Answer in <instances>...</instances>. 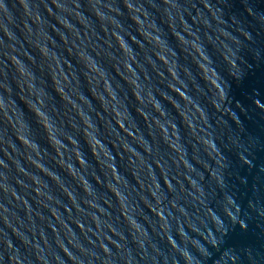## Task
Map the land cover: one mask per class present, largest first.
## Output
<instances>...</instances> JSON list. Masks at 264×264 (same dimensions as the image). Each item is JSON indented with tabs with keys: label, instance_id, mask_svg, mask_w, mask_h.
I'll return each mask as SVG.
<instances>
[{
	"label": "water",
	"instance_id": "1",
	"mask_svg": "<svg viewBox=\"0 0 264 264\" xmlns=\"http://www.w3.org/2000/svg\"><path fill=\"white\" fill-rule=\"evenodd\" d=\"M0 264H264V0H0Z\"/></svg>",
	"mask_w": 264,
	"mask_h": 264
},
{
	"label": "clouds",
	"instance_id": "2",
	"mask_svg": "<svg viewBox=\"0 0 264 264\" xmlns=\"http://www.w3.org/2000/svg\"><path fill=\"white\" fill-rule=\"evenodd\" d=\"M33 75H35V74L33 73ZM130 115H131V113H130ZM49 119L51 121L52 117L50 116ZM35 142L39 144V141H35ZM109 151H111V150L109 149Z\"/></svg>",
	"mask_w": 264,
	"mask_h": 264
}]
</instances>
